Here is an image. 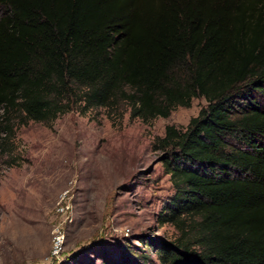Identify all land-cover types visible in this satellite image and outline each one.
I'll return each mask as SVG.
<instances>
[{"label":"trees","instance_id":"1","mask_svg":"<svg viewBox=\"0 0 264 264\" xmlns=\"http://www.w3.org/2000/svg\"><path fill=\"white\" fill-rule=\"evenodd\" d=\"M232 1L0 0V159L21 164L29 122L126 104L148 123L203 98L159 140L176 190L165 220L195 219L201 251L180 240L160 258L264 264V0Z\"/></svg>","mask_w":264,"mask_h":264},{"label":"rangeland","instance_id":"2","mask_svg":"<svg viewBox=\"0 0 264 264\" xmlns=\"http://www.w3.org/2000/svg\"><path fill=\"white\" fill-rule=\"evenodd\" d=\"M255 96L264 110V95ZM206 107L194 99L146 123L123 104L19 127L21 164L0 159V264H170L160 252L180 240L199 253L186 238L195 219L182 216L185 227L165 220L176 190L164 163L170 150L159 140L168 126L185 131ZM180 254L176 264H199Z\"/></svg>","mask_w":264,"mask_h":264},{"label":"built area","instance_id":"3","mask_svg":"<svg viewBox=\"0 0 264 264\" xmlns=\"http://www.w3.org/2000/svg\"><path fill=\"white\" fill-rule=\"evenodd\" d=\"M56 241L57 242H56V246H55V253L59 254V252H60V250L62 248V244L64 242V235L62 234V235H60V237H57Z\"/></svg>","mask_w":264,"mask_h":264}]
</instances>
